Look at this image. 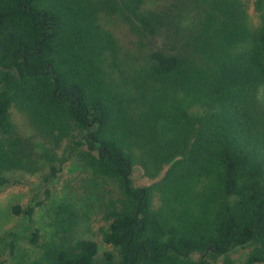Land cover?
<instances>
[{
  "label": "trees",
  "instance_id": "obj_1",
  "mask_svg": "<svg viewBox=\"0 0 264 264\" xmlns=\"http://www.w3.org/2000/svg\"><path fill=\"white\" fill-rule=\"evenodd\" d=\"M253 5L256 24L245 0H0V175L33 157L19 105L38 128L79 132L89 168L119 189L102 230L113 252L75 239L70 218L50 241L32 235L29 264H264V0ZM137 166L151 180L168 169L137 187Z\"/></svg>",
  "mask_w": 264,
  "mask_h": 264
},
{
  "label": "rangeland",
  "instance_id": "obj_2",
  "mask_svg": "<svg viewBox=\"0 0 264 264\" xmlns=\"http://www.w3.org/2000/svg\"><path fill=\"white\" fill-rule=\"evenodd\" d=\"M245 1L251 21L256 24L254 0ZM183 15L187 21L192 17ZM110 25L114 23L110 21ZM257 100L264 109V83L258 89ZM11 117L18 135L32 146L33 157L25 168L0 175V262L29 264L40 252L31 242L32 235L39 232V244L50 241L68 225L70 218L78 222L75 239L95 241L100 258L106 252H113L114 248L103 242L102 230L109 225L108 206L117 202L119 189L114 182L98 177L89 168L83 158L86 147L77 148L74 144L81 139L80 133L72 130L63 135L60 131L38 128L31 124L19 105L12 107ZM165 170L158 179L151 180L137 166L132 172L134 185L149 186L159 181ZM29 208H33L32 214H28ZM246 254L247 251H240L234 258L243 260Z\"/></svg>",
  "mask_w": 264,
  "mask_h": 264
}]
</instances>
